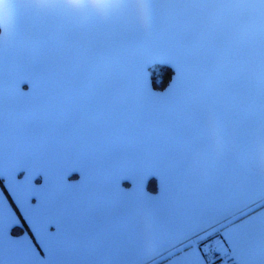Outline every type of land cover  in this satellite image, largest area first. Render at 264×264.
Instances as JSON below:
<instances>
[{
  "label": "crops",
  "instance_id": "1",
  "mask_svg": "<svg viewBox=\"0 0 264 264\" xmlns=\"http://www.w3.org/2000/svg\"><path fill=\"white\" fill-rule=\"evenodd\" d=\"M109 3L0 0L5 157L80 163L91 211L69 218L68 243L131 240L151 264H206L215 234L264 245V0ZM161 63L176 74L163 91ZM0 208L11 214L2 193Z\"/></svg>",
  "mask_w": 264,
  "mask_h": 264
},
{
  "label": "snow or ice",
  "instance_id": "2",
  "mask_svg": "<svg viewBox=\"0 0 264 264\" xmlns=\"http://www.w3.org/2000/svg\"><path fill=\"white\" fill-rule=\"evenodd\" d=\"M91 3L96 7H110L109 0H91ZM72 4L87 7L89 0H75ZM0 160L3 161L0 193L11 209L8 215L0 208V264H151V254L131 240L100 244L66 241L69 218L91 211L90 207L82 208L77 203L83 196L81 188L74 186L79 180L73 174L79 173L80 177L82 174L78 161L46 156L38 151L24 159L15 157L13 152L5 157L2 143ZM87 175L89 187L93 182L98 187L105 182L104 177L91 169ZM10 182L17 190L19 202L8 187ZM125 185L130 188L132 181L122 179L120 186ZM108 211L114 213L110 203ZM228 252L236 253L230 256L232 264L243 261L264 264V245L239 244L235 249L230 247Z\"/></svg>",
  "mask_w": 264,
  "mask_h": 264
},
{
  "label": "built area",
  "instance_id": "3",
  "mask_svg": "<svg viewBox=\"0 0 264 264\" xmlns=\"http://www.w3.org/2000/svg\"><path fill=\"white\" fill-rule=\"evenodd\" d=\"M228 249L223 241H210L200 244L201 256L206 264H232L230 256L234 254L229 253Z\"/></svg>",
  "mask_w": 264,
  "mask_h": 264
},
{
  "label": "trees",
  "instance_id": "4",
  "mask_svg": "<svg viewBox=\"0 0 264 264\" xmlns=\"http://www.w3.org/2000/svg\"><path fill=\"white\" fill-rule=\"evenodd\" d=\"M150 78L153 87L156 90L163 91L175 83L176 74L170 65L161 63L150 68Z\"/></svg>",
  "mask_w": 264,
  "mask_h": 264
},
{
  "label": "clouds",
  "instance_id": "5",
  "mask_svg": "<svg viewBox=\"0 0 264 264\" xmlns=\"http://www.w3.org/2000/svg\"><path fill=\"white\" fill-rule=\"evenodd\" d=\"M40 2L55 3V2H57V0H40ZM61 2L74 3L75 0H61ZM141 3H147V0H141ZM148 18H149L148 10L146 8H142L141 12H140L141 23H145L146 24L148 22Z\"/></svg>",
  "mask_w": 264,
  "mask_h": 264
},
{
  "label": "rangeland",
  "instance_id": "6",
  "mask_svg": "<svg viewBox=\"0 0 264 264\" xmlns=\"http://www.w3.org/2000/svg\"><path fill=\"white\" fill-rule=\"evenodd\" d=\"M212 242V241H223L222 240V236L218 235V234H215L213 235L211 238L209 237L208 239L206 240H203V242L201 244H204L206 242ZM224 242V241H223ZM225 243V242H224ZM227 246V245H226ZM228 247V246H227ZM229 248V247H228Z\"/></svg>",
  "mask_w": 264,
  "mask_h": 264
}]
</instances>
